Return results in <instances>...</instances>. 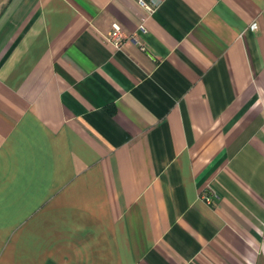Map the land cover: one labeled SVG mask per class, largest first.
Instances as JSON below:
<instances>
[{"label":"crops","instance_id":"0c3cea01","mask_svg":"<svg viewBox=\"0 0 264 264\" xmlns=\"http://www.w3.org/2000/svg\"><path fill=\"white\" fill-rule=\"evenodd\" d=\"M157 1L0 0V264H264V0Z\"/></svg>","mask_w":264,"mask_h":264},{"label":"built area","instance_id":"2783aa9c","mask_svg":"<svg viewBox=\"0 0 264 264\" xmlns=\"http://www.w3.org/2000/svg\"><path fill=\"white\" fill-rule=\"evenodd\" d=\"M139 3L145 7L146 9H148L149 11H153L155 10V8L158 6V1L157 0H139ZM140 31L142 32H146V27L144 25L140 26ZM104 41H106L107 43L112 44L115 48L117 49H121L124 45L125 42V36L122 33V31L120 29H114L111 30L110 32H108L107 34H105L103 36ZM129 40H133V41H137V37L135 35L129 37Z\"/></svg>","mask_w":264,"mask_h":264}]
</instances>
